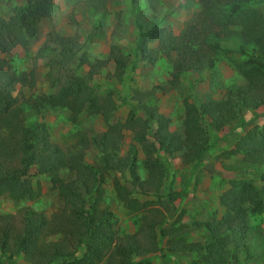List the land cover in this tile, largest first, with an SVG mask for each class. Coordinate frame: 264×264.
<instances>
[{
	"label": "trees",
	"instance_id": "trees-1",
	"mask_svg": "<svg viewBox=\"0 0 264 264\" xmlns=\"http://www.w3.org/2000/svg\"><path fill=\"white\" fill-rule=\"evenodd\" d=\"M52 1L23 0L12 5L10 14L0 17V53L18 45L27 54L29 40L35 37L39 21L49 15ZM146 1L154 13L156 0ZM260 1L198 0L203 5L199 20H188L178 33L156 22L135 23L133 59L153 62L157 53L170 56L171 85L191 70L213 71L220 54L243 78L240 85H228L219 99L196 100L188 81L189 93L182 98L181 131L169 129L168 117L154 103L155 88L124 90L122 102L128 110L122 120H112L117 106L114 88L94 76L111 61L113 71L106 79H115L125 88L128 56L114 43L104 58H90L76 30L67 35L51 31L30 56L28 71L18 72L0 57V196L14 201L36 197L39 181L32 186L30 180L36 174L44 175L62 200L61 207L48 216L28 206L13 214L0 213V258L8 264H15L17 254L28 264H155L150 258L162 252L199 253L200 259L192 264H239L241 248L249 250L242 240L248 217L264 212V184L257 187L253 178H231L218 197L223 208L219 218L199 224L206 231L203 240L185 239L176 236L185 228L183 224L165 225L169 214L161 197L172 203L182 191L160 193L169 160L167 156L160 159L155 152L162 147L168 155L178 154L181 165L194 167L212 146L213 131L227 138L233 128L264 115V15L257 6L249 8ZM227 27H232L231 32L224 34L222 29ZM224 39L233 44L224 46ZM234 55L238 61L233 64L230 57ZM38 59L51 74L49 90L18 98L13 93L15 86H34ZM44 107L63 108L72 121L83 113L98 116L105 127L88 137L82 135L79 145L64 151L50 140L43 121L24 120L25 108L37 113ZM247 110L249 118L244 116ZM232 122V132H223ZM125 130L131 133L133 143L120 153ZM234 137L232 146L220 155L238 154L245 164L263 168L257 178L264 181V121ZM135 144L143 156L144 177L138 173ZM89 146L97 154L91 164L84 160ZM110 172L117 199L129 211L143 212L132 233L118 232L111 211L100 205L99 183ZM142 195L149 198L138 197Z\"/></svg>",
	"mask_w": 264,
	"mask_h": 264
},
{
	"label": "rangeland",
	"instance_id": "rangeland-1",
	"mask_svg": "<svg viewBox=\"0 0 264 264\" xmlns=\"http://www.w3.org/2000/svg\"><path fill=\"white\" fill-rule=\"evenodd\" d=\"M21 2L23 0H0V17H7L10 14L11 6ZM155 2L156 9L152 13L146 0H53L49 7V15L39 21L35 37L29 40L27 54L20 46L16 45L8 52L0 53V57L4 58L7 64L18 72L28 71L31 67L30 56L44 40L46 34L51 31L67 35L76 30L79 41L90 58H104L108 55L110 45L114 43L123 55L128 56L129 77L126 80L128 88L126 85L123 88L115 79H106V74L113 71L111 61L103 66L101 73L94 76L96 81H107L109 82L107 84L114 88L117 106L112 120H122L128 110V107L122 102L124 90L136 88L145 91L155 88L154 103L158 110L168 117L169 129L181 131L182 98L189 93L188 81L193 86V97L196 100L202 99V97L219 99L226 92L228 85H240L243 83V78L231 63L228 64V60L223 54L216 56L218 65L213 71L191 70L185 73L186 75L176 85H171L168 82L170 79V56L157 53L153 62L134 60L135 23L149 25L156 22L159 27H168L172 32L178 33L188 20H199V12L203 8L198 0H156ZM256 6L264 15V0L256 5L252 4L249 8ZM151 13L153 19H151ZM231 29L232 27H227L222 29V32L227 34L231 32ZM262 33L264 42V29H262ZM221 43L224 46L233 44L226 42V39ZM154 50L158 52L157 48ZM230 59V62L235 63L238 61V56L234 55ZM84 70L86 67L83 68V72H85ZM50 78L51 74L48 73L44 61L38 59L35 66L34 86L26 88L17 85L13 93L18 98L45 93L49 90ZM138 114L144 117L140 110ZM244 116L245 118L250 117L248 110L244 111ZM23 117L25 122L43 121L47 125L50 140L64 151L79 145V138L82 135L88 137L93 132L103 130L105 127L100 117L90 116L86 113L72 121L68 117V112L63 108L44 107L37 113L32 109L25 108ZM263 121L264 115L243 123L237 129L233 128V133L227 138L222 136V132L213 131L210 137L214 139L212 146L201 155L200 162L194 167L181 165L178 154L168 155L162 147L158 148V153L155 152V155L160 159L162 156H167L169 160L160 193L182 191L180 198L175 199L172 203L166 201V197H161L164 202L162 207L169 214L166 216L165 225L173 222L174 225L183 224L185 226L176 236L190 240H203L206 231L199 224L211 221L212 218H219L223 208L219 204L218 197L228 187L231 178H253V184L257 187L264 184V181L257 178L258 170H263V168L245 164L238 154L229 157L220 155L222 151L232 146L235 134L238 136L252 125H260ZM146 123L148 124L147 121ZM233 123L227 124L223 132H232L230 128ZM132 143L131 133L125 130L120 144V153H124ZM135 145L138 151V173L144 177L145 172L140 164V159L143 156L140 146ZM96 157V151L91 146L85 149L84 160L87 163H94ZM31 172L34 170L31 169ZM115 174L119 179L123 178L122 174ZM61 175L68 176L63 173ZM112 176L113 173L110 172L99 183L100 205L111 211L118 232L132 233L141 220L143 212L141 210L129 211L117 199L112 187ZM30 180L32 186L36 181H39V195L19 201L1 195L0 213L13 214L18 208L28 206L33 210H40L48 216L56 208L61 207L62 200L51 188L44 175H31ZM138 197L149 198L147 195ZM242 240L244 244H247L249 250L241 248L238 253L239 264H264V212L248 217L247 232ZM199 257V253L191 256L161 252L152 256L150 261L155 264H192V262H198ZM14 262L15 264H28L21 254L14 256ZM0 264L8 263L1 257Z\"/></svg>",
	"mask_w": 264,
	"mask_h": 264
}]
</instances>
